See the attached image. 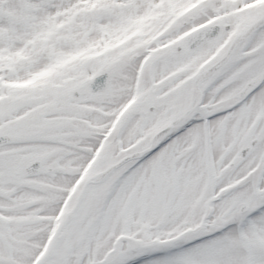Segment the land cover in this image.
<instances>
[{
	"label": "snow or ice",
	"instance_id": "1",
	"mask_svg": "<svg viewBox=\"0 0 264 264\" xmlns=\"http://www.w3.org/2000/svg\"><path fill=\"white\" fill-rule=\"evenodd\" d=\"M0 264H264V0H0Z\"/></svg>",
	"mask_w": 264,
	"mask_h": 264
}]
</instances>
